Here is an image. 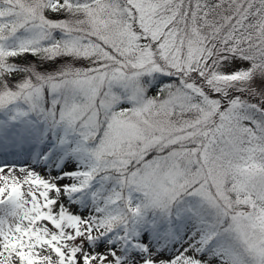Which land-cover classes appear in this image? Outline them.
I'll use <instances>...</instances> for the list:
<instances>
[{
	"label": "snow or ice",
	"instance_id": "snow-or-ice-1",
	"mask_svg": "<svg viewBox=\"0 0 264 264\" xmlns=\"http://www.w3.org/2000/svg\"><path fill=\"white\" fill-rule=\"evenodd\" d=\"M0 151V264H264V0H0Z\"/></svg>",
	"mask_w": 264,
	"mask_h": 264
},
{
	"label": "rangeland",
	"instance_id": "rangeland-1",
	"mask_svg": "<svg viewBox=\"0 0 264 264\" xmlns=\"http://www.w3.org/2000/svg\"><path fill=\"white\" fill-rule=\"evenodd\" d=\"M46 15L48 16L49 19H53V20H61V19L67 18L63 14L46 13ZM56 35L59 36V33H56ZM10 62L17 63L21 66L31 65L32 67H37V68L41 67L40 58L39 57H33L31 55H28V54H25V57L22 59L19 57L13 58ZM44 64L45 65L51 64L53 67H59V66H62L63 60L58 59L57 61H45ZM76 66L77 67H85L87 65H86V62H82L81 64H78ZM223 71L227 72V71H230V69L226 68V69H223ZM16 79L19 80L20 77H16ZM149 95H156V89L151 90L149 92ZM210 95H212L213 98H219L215 94L210 93ZM251 102L259 103V100L253 99ZM2 165H15L16 166L15 169H10V168L6 167L3 171V173H0V176L9 177V180H8L9 192H10L12 184L16 183L22 192L27 193L28 189H29V184L26 182V180H27L28 172H31V171L37 172L42 178H44L46 180L50 179V176L44 171V169L42 167L36 165L31 160V158L28 156V154L25 152L0 151V166H2ZM21 167L25 168L26 171H21L20 170ZM55 175H56L55 172H53L51 174L52 177H54ZM52 182L57 183L58 185L70 183V181H67V180H64V181L53 180ZM3 186H4V181L0 180V187H3ZM32 187H33V189H35V185H32ZM7 195H8V193H5L4 198H6ZM49 196L52 198H55V193L50 192ZM25 198L30 199V197H27V196ZM60 203H64L70 213H78L79 212L77 205H69V204H67V201L65 199V200H61L59 203H57L56 205L53 206L52 210L54 213L59 212ZM2 207L3 206H0V208H2ZM0 214H2V213H0ZM79 214H81L83 216H87L86 212H80ZM40 223L47 225V227L51 231H53V232L56 231L48 221H41ZM68 231L71 232L72 230L69 229ZM93 235H96V233L93 232ZM67 243L71 244V243H73V241H68ZM75 243H84L85 249L91 251L90 249H88L87 242L84 240L83 237L77 238ZM185 247H187V245H185ZM105 251H106V248L104 246H100L96 249V252H100V253H103ZM44 255H51L53 260L56 259L54 253H49L47 251H41L40 256H44ZM188 255H192V253L189 252ZM78 258H79V254H78ZM165 258H167V257H165ZM197 258H199L201 260H207L208 264H216L215 260H208L207 256H198ZM93 264H96V262H93Z\"/></svg>",
	"mask_w": 264,
	"mask_h": 264
},
{
	"label": "trees",
	"instance_id": "trees-1",
	"mask_svg": "<svg viewBox=\"0 0 264 264\" xmlns=\"http://www.w3.org/2000/svg\"><path fill=\"white\" fill-rule=\"evenodd\" d=\"M24 57H25V55H24ZM24 57H19V58H21V59H22V58H24Z\"/></svg>",
	"mask_w": 264,
	"mask_h": 264
}]
</instances>
